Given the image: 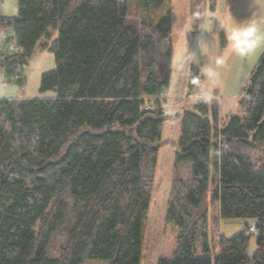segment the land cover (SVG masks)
<instances>
[{
	"label": "trees",
	"instance_id": "16d2710c",
	"mask_svg": "<svg viewBox=\"0 0 264 264\" xmlns=\"http://www.w3.org/2000/svg\"><path fill=\"white\" fill-rule=\"evenodd\" d=\"M190 1L195 35L216 0ZM170 2L16 0L0 14L7 81L22 88L36 44L55 62L39 77L51 96L0 97V264H140L168 116ZM202 79L190 64L188 88ZM240 90L226 122L214 98L179 112L165 207L177 242L156 264H264V50ZM209 215L251 223L215 237Z\"/></svg>",
	"mask_w": 264,
	"mask_h": 264
},
{
	"label": "rangeland",
	"instance_id": "374dc122",
	"mask_svg": "<svg viewBox=\"0 0 264 264\" xmlns=\"http://www.w3.org/2000/svg\"><path fill=\"white\" fill-rule=\"evenodd\" d=\"M172 22L171 35L173 41V59L171 82L168 89L171 97L178 98L183 94L187 84L190 64L201 67L203 79L195 83L182 97V104L172 107L164 104L167 118L162 125V142L158 148L157 162L153 179V191L143 228V247L140 264H156L159 257H169L177 242L176 228H172L165 220V207L174 171L175 152L179 135L180 111L192 108L196 99L214 98L219 107L220 123L226 122L232 114H241L239 97L243 95L241 87L250 76L260 53L264 50V0H216L212 14H206L198 25L197 33L192 36L194 15L190 11V0H171ZM16 13V0H0V14ZM251 27L259 36L256 46L246 54H238L228 36L237 28ZM225 32V44L220 46L219 31ZM53 53L42 49L39 44L34 47L29 63L23 68L25 83L22 88L15 81H7L0 67V80L5 81L0 97L20 96L46 97L51 91L40 93L39 77L44 71L54 68ZM189 92V93H188ZM192 93V94H191ZM176 100V99H175ZM179 100V99H177ZM193 102V103H192ZM259 152V151H258ZM264 155L263 153H259ZM249 219H217L208 217V235L215 231L220 234L233 235ZM255 248L254 237L250 240V251ZM82 264H108L107 260L87 259Z\"/></svg>",
	"mask_w": 264,
	"mask_h": 264
},
{
	"label": "clouds",
	"instance_id": "9594fccd",
	"mask_svg": "<svg viewBox=\"0 0 264 264\" xmlns=\"http://www.w3.org/2000/svg\"><path fill=\"white\" fill-rule=\"evenodd\" d=\"M228 39L232 43L234 50L238 54L243 55L251 51L256 46L260 37L254 34L253 28L242 27L234 30L228 36Z\"/></svg>",
	"mask_w": 264,
	"mask_h": 264
},
{
	"label": "crops",
	"instance_id": "0c3cea01",
	"mask_svg": "<svg viewBox=\"0 0 264 264\" xmlns=\"http://www.w3.org/2000/svg\"><path fill=\"white\" fill-rule=\"evenodd\" d=\"M192 36H194V35H192ZM187 77H188V75H187ZM187 84H188V80H187ZM184 85V89H183V96L186 94V92H187V90H188V85ZM194 88H195V86H194ZM189 93V92H188ZM192 94V93H191ZM182 95L181 96H178V98H175L174 96H173V98L171 97V94H170V90H169V92H168V95H167V98H166V105L168 106V107H172V106H174V105H176V104H182L181 102H182V99H183V97H182ZM22 96H25L24 94L22 95ZM9 97H13V96H9ZM25 97H27V96H25ZM4 98H8V97H4ZM176 99V100H175ZM177 99H179V100H177ZM193 103V102H192ZM185 107V106H184Z\"/></svg>",
	"mask_w": 264,
	"mask_h": 264
},
{
	"label": "built area",
	"instance_id": "2783aa9c",
	"mask_svg": "<svg viewBox=\"0 0 264 264\" xmlns=\"http://www.w3.org/2000/svg\"><path fill=\"white\" fill-rule=\"evenodd\" d=\"M5 83V81H3V80H0V90H1V88H2V86H3V84ZM253 227H250V229H252Z\"/></svg>",
	"mask_w": 264,
	"mask_h": 264
}]
</instances>
